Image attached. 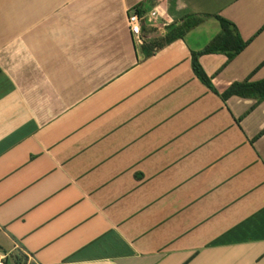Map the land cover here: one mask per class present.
I'll return each instance as SVG.
<instances>
[{
  "label": "crops",
  "instance_id": "1",
  "mask_svg": "<svg viewBox=\"0 0 264 264\" xmlns=\"http://www.w3.org/2000/svg\"><path fill=\"white\" fill-rule=\"evenodd\" d=\"M221 17L247 45L200 56L212 83L263 80L264 0H0L9 262L264 264V100L193 68Z\"/></svg>",
  "mask_w": 264,
  "mask_h": 264
},
{
  "label": "trees",
  "instance_id": "2",
  "mask_svg": "<svg viewBox=\"0 0 264 264\" xmlns=\"http://www.w3.org/2000/svg\"><path fill=\"white\" fill-rule=\"evenodd\" d=\"M221 21L222 30L218 37H216L203 51L194 52L193 54V68L200 80L206 84L211 90L220 95L224 100L232 96H240L244 98H255L259 101L264 100V79L260 81H242L234 82L224 91L220 92L212 83V80L204 70L200 63V56L204 53L212 52H227L232 59L239 54L247 45L236 28V26L225 18H219ZM202 17H194L189 15L182 25H172L169 28L168 40L180 37L193 27L201 24ZM36 264V263H31Z\"/></svg>",
  "mask_w": 264,
  "mask_h": 264
},
{
  "label": "built area",
  "instance_id": "3",
  "mask_svg": "<svg viewBox=\"0 0 264 264\" xmlns=\"http://www.w3.org/2000/svg\"><path fill=\"white\" fill-rule=\"evenodd\" d=\"M153 16H155V13H153ZM128 21H129L131 31L136 41L139 44H143L144 38H143V32H142V23L146 22V16L141 15L140 13L136 11H132L131 14L129 15ZM0 264H12V263L9 262L7 255L0 253Z\"/></svg>",
  "mask_w": 264,
  "mask_h": 264
},
{
  "label": "rangeland",
  "instance_id": "4",
  "mask_svg": "<svg viewBox=\"0 0 264 264\" xmlns=\"http://www.w3.org/2000/svg\"><path fill=\"white\" fill-rule=\"evenodd\" d=\"M194 35H195V34H189V35H188V39H189L190 41H193V37H194ZM202 37L204 38L205 35L203 34Z\"/></svg>",
  "mask_w": 264,
  "mask_h": 264
}]
</instances>
